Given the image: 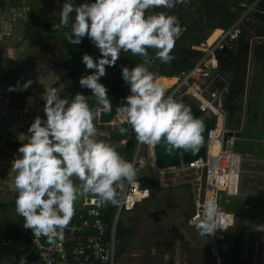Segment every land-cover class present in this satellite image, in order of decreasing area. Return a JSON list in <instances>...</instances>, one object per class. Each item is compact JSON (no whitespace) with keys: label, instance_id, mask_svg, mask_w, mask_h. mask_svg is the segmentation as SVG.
Returning <instances> with one entry per match:
<instances>
[{"label":"clouds","instance_id":"clouds-1","mask_svg":"<svg viewBox=\"0 0 264 264\" xmlns=\"http://www.w3.org/2000/svg\"><path fill=\"white\" fill-rule=\"evenodd\" d=\"M184 2L82 0L76 5L74 0H63L59 9V24L68 29L65 35L69 43L79 44L87 37L98 50L95 59L90 52L82 54V64L94 71L82 75L78 84L91 90L104 113L112 111L107 88L99 82L106 66H114L122 51L141 58V63L120 68L121 79L129 90L120 113L138 143L160 145L166 155L177 149L195 154L204 142V122L194 117L188 105L165 95L149 70L153 59L168 63L174 58L170 52L181 26L168 10ZM26 12L23 8L15 10L13 19L24 17ZM11 29V22L0 17V39L10 35ZM149 49L155 50L154 56L149 55ZM9 54V59H16L11 49ZM52 73L38 78L44 88L41 98L45 118L34 117L27 134H20L26 142L17 148L19 155L12 160L9 171L11 188L16 193L15 211L23 218V227L49 244H54L70 223L78 198L94 194L97 207L117 205L123 184H137L133 163L99 138L107 133L95 126L96 111L89 106L88 96L77 92L71 101L61 98L62 88L54 86L58 77ZM31 83V79L17 82L18 90L27 89ZM7 90L16 91L17 86L9 85ZM126 131L125 127L119 128L121 134ZM217 214L214 201L203 202L200 221L195 225L200 235L216 232ZM256 230L264 231V225H257Z\"/></svg>","mask_w":264,"mask_h":264},{"label":"built area","instance_id":"built-area-1","mask_svg":"<svg viewBox=\"0 0 264 264\" xmlns=\"http://www.w3.org/2000/svg\"><path fill=\"white\" fill-rule=\"evenodd\" d=\"M239 6L242 13L235 23L227 30H219V35L211 44L204 40L192 47L202 52V56L197 60H189L193 66L187 71H181L175 81L164 89L165 95H172L181 102H189V96L201 102V107L197 110L209 121L204 154L185 161L182 151H177V163L161 166L156 161L154 146L143 145L136 140L130 159L121 157L133 163L137 184H123L118 190L119 204L105 203L97 207L94 194H85L82 207L73 214L70 223L54 244H49L44 237L35 238L29 229V243L39 264H115L119 216L135 211L148 201L151 197L150 186L159 190L186 186L192 199V213L187 220L191 227H195L200 221L203 202L214 201L217 205L216 222L219 228L209 235L210 240L213 245L225 240L226 232L234 226L235 218L221 206L220 199L241 194L239 184L240 175L244 171L241 167L244 160L264 163V160L244 157L233 150L235 142L241 139L239 133L244 125L243 115L238 122V131L226 127L225 123L228 82L218 71L217 53L231 51L241 33L242 24L249 20V12L253 10L255 2L251 5L241 2ZM244 106L242 105V112ZM204 109H209L213 116L205 117L202 113ZM121 145H126V141H122ZM145 190H148L147 195ZM106 209H109L108 215L105 213ZM14 241L13 235L0 238V252ZM260 242L262 252L259 264H264V234Z\"/></svg>","mask_w":264,"mask_h":264},{"label":"crops","instance_id":"crops-1","mask_svg":"<svg viewBox=\"0 0 264 264\" xmlns=\"http://www.w3.org/2000/svg\"><path fill=\"white\" fill-rule=\"evenodd\" d=\"M2 1H3V6H1L0 8V17L8 19L12 24V29L10 35L4 37L3 39H0V238H6V236H4V234L6 233L9 234V236L7 237H10L13 235L11 233H13L14 231L15 233V235H13L15 236L14 244L17 241H20L21 244L18 245L16 248L14 247L9 248L11 244L6 246V248L2 252H0V264H2L3 262H9L14 260L20 262L21 264H24L23 262L24 258L27 256L29 252L33 251V249L29 243V231L28 229H25L23 227V224L20 221L21 216L18 213L16 215V217H18V224L13 221L14 213L16 212L15 211L16 193L11 188V177L9 175V171L11 168L12 160L19 155L17 153V148L20 146L21 143L26 142L21 140L20 134H27V129L31 124V122L33 121L34 117L40 116L42 119L45 118L44 113L42 111L43 99L41 98L44 92V88L40 83H38V78L45 76L49 72H53L52 74L58 77L54 86L62 88L60 92V96L61 98L67 99L66 88L69 85V79L80 76L82 72L83 73L85 72V75L90 74L94 70L85 68V66L81 62V56L82 54H84L83 49L82 48L79 49V44L69 43L65 35V31H68V29L67 28L64 29L63 26L59 24V9L63 3V0H2ZM78 1L79 0H74V4H76ZM22 8L27 9V12L24 14V17L13 19L15 10H19ZM187 28L189 29L187 30ZM187 28H184L183 31H185L188 34H192L195 32L194 30L196 27L190 26ZM210 34H208L204 38V40H206ZM88 41H89V48L87 50V54H89L91 48L92 49L95 48L93 52H90V55L95 59L99 55L98 50L90 42L89 39ZM250 41L251 39L249 40L246 48L245 62L240 73V79H241L240 86L237 89V90H241V92L238 93L234 89H231V84H232L231 80L233 78L232 71L225 73L219 72L221 76L224 79H226V81L228 82V88L225 94L226 96L225 105L227 108L225 123H226V127L228 128L233 127L232 123L227 120V116H231L229 114L236 112L239 115V120L242 115L244 117L245 113L248 115L251 114L250 107L253 100L252 89H255L256 81L258 78L254 79L253 83L251 84V87L250 85H248V83L246 84L245 81H247L246 77H248L247 74L250 68H253L252 69L253 73H254V69H256V67L252 66V58L250 52L252 50L254 55L255 48L257 45L261 44L260 43L261 41L253 44V46L252 44H250ZM75 46L78 49L76 48L73 49ZM9 49L12 50V54H14L16 58L15 60L9 59L10 58ZM117 62L118 64H115L114 67L106 66L105 75L99 79L102 78L110 79V75L116 73L120 75V68L123 67V65H121L118 59ZM182 71H187V70H182ZM176 76L174 77L158 76L157 78H155V82L160 86H163L164 84L171 85L175 81ZM29 79L32 80L31 85H29V87L23 91L18 90L17 82H19V84H23L25 81ZM9 85L17 86V90L8 91L7 88ZM249 95L251 96L250 102H249ZM68 100L71 101V99ZM242 105H245L244 112H242ZM99 110H103L101 105H98L96 109V116L94 119L95 126L97 127L98 130L107 133L106 136L99 137L100 139H104L113 145V141H112L113 135H111L112 131L117 126L119 128L122 125L127 126V130H128L127 135L124 137H120L118 139L119 143L117 141L118 148L115 149L116 151H119L121 142L127 141L129 139V135H130L129 126L127 122L122 119V115L120 117L119 113L114 117L115 119H113L109 123L99 122L98 120ZM254 112H256V116H258L259 113L258 109L253 111V113ZM237 123H238V119H237ZM131 148L133 153L134 142ZM254 173L264 175V171L263 172L254 171ZM180 188L187 189L186 186H182L173 189V191ZM240 193H241L240 195H247L253 197L260 196L264 199V193L263 194H256V193L246 194L242 192ZM161 196L164 197L166 195H163L160 191H156L155 194L152 196V199L150 198L148 201L145 202L146 206H139V210L142 209L143 211L147 209L148 211V208L150 209L151 206L149 207L147 205H149L151 202H153L152 203L153 205L154 202H157L159 199L162 198ZM79 200L80 198H78L74 202V204ZM83 201H84V195L79 208L76 209L74 206V213L82 207ZM189 206H191V210H192V201L190 202ZM221 206L225 209L222 203ZM238 209L239 212L245 211L241 208ZM191 210L190 212L188 210L186 211L184 210L185 213H187L186 218L190 217L192 213ZM226 211L229 212L228 210ZM186 218L185 220L187 221L188 218L187 219ZM237 221H241L244 223L248 222L246 220L235 219V223ZM263 221H264V216H263V220L259 221L258 224L262 225ZM240 230L243 231L242 229ZM263 234L264 231H262L258 239V242H260V238ZM207 236L210 239V236L209 235ZM183 239L184 238L182 236V239L179 240L183 241ZM234 243H235V246L233 247L234 252L233 253L231 252L229 258H227L226 264H235V262L237 261L238 264H249L251 261L255 262V264L260 263L259 255L262 252L261 242L259 243V250L256 255V260L254 255L253 258L250 256L248 245H246L245 242V233L240 238L235 239ZM241 243H245V245ZM14 244L12 246H14ZM118 245H119V240H117L116 243V254L118 251L117 250ZM215 245H214V250L208 252L209 260L208 262H206L207 264H217L213 260V256L218 255ZM123 251L120 253L123 254ZM151 252H154V250H151ZM161 254L163 255V259L165 261L164 264H180L181 259L178 258L177 260H175L174 263H171L166 252L162 251ZM129 256L131 258V257H137L138 255L128 254V257ZM194 256L195 257H192L194 263L197 261H201V259H199V256L196 255ZM115 260H116V255H115ZM181 261L185 263L184 260ZM36 262L37 264H39L37 259ZM218 263H219V259H218Z\"/></svg>","mask_w":264,"mask_h":264},{"label":"rangeland","instance_id":"rangeland-1","mask_svg":"<svg viewBox=\"0 0 264 264\" xmlns=\"http://www.w3.org/2000/svg\"><path fill=\"white\" fill-rule=\"evenodd\" d=\"M261 41V42H260ZM253 44L262 42L259 37H252L251 41ZM252 58V66L256 67L255 57L253 51L250 52ZM116 64V63H115ZM114 67V66H113ZM250 68L246 77L248 85L253 83L255 78L259 79L258 69L259 66L254 69V74ZM263 76H264V65ZM255 75V77H254ZM264 78V77H263ZM257 79V81H258ZM256 81V83H257ZM170 85V84H169ZM169 85L164 84L161 86L163 89L169 87ZM261 93L256 98L253 95V102L256 100L258 106V116H253V109L251 114H244V126L240 131V141L237 140L234 145V151L239 153L244 157H249L252 159H264V88H261ZM249 95V101H250ZM189 102L200 109L201 102L195 97H188ZM120 108V107H118ZM205 117L213 116L209 109L202 110ZM235 113L229 114L227 120L233 125L231 130L238 131L240 129L239 115ZM121 117V113H119ZM249 116V117H248ZM242 117V116H241ZM240 117V119H241ZM121 126V125H120ZM121 127L127 126L122 125ZM128 130L121 134L119 132V127H115L111 135H113V146L118 148L117 141L120 137L126 136ZM242 169L245 171L240 176L239 190L242 193H264V175H260L255 172L264 171V163L247 161L244 160L241 164ZM253 171V172H251ZM74 183L78 184V181L74 178ZM163 195H166L159 199L157 202H151L147 206H151L146 210H136L132 212L122 213L119 216L118 227L123 229L124 237L120 239L121 244L124 247L123 254L117 251L115 264H164L162 251L166 252L171 263H174L178 258L180 264H193L192 257L199 256L201 261H197L194 264H207L209 260L208 252L214 250V245L210 243L209 237L200 235L196 227H191L187 224L185 220L187 213L186 210L190 212L191 206H189L191 199V193L189 189H176V190H160ZM83 196L77 201L74 206L79 208ZM221 203L224 205L225 209L233 213L236 220H246L247 223L237 221L234 227L229 228L226 232V239L223 241H218L215 244L217 250V256H213V260L217 264H226L227 258H229L231 252L233 253V247L235 246L234 240L240 238L245 233V242L248 245L250 251V256L253 258L259 250L258 239L262 231H257L256 226L259 225L258 222L263 220L264 216V199L260 196L253 197L247 195H240L237 197H225L220 199ZM140 206H146V203ZM238 208L245 210L244 212H239ZM185 210V211H184ZM192 212V210H191ZM152 214V217L149 215ZM17 212L14 213V222L18 224V217H16ZM176 226L178 232L183 236V241L177 239L171 232V228ZM242 229L243 231H241ZM119 240V239H118ZM14 242L9 246V248H16L21 244L17 241L14 246ZM245 245V243H241ZM119 248V247H118ZM118 250V249H117ZM154 250V252H151ZM248 251V253H249ZM128 254L138 255L137 257H128ZM206 254V255H205ZM125 255V256H124ZM191 256V257H190ZM232 257V256H231ZM197 259V258H196ZM219 259V263H218ZM198 260V259H197ZM130 261V262H129ZM237 261V258H236ZM238 262V261H237ZM235 262V264H238ZM252 262V261H251ZM251 262L249 264H251ZM255 264V262H252Z\"/></svg>","mask_w":264,"mask_h":264},{"label":"trees","instance_id":"trees-1","mask_svg":"<svg viewBox=\"0 0 264 264\" xmlns=\"http://www.w3.org/2000/svg\"><path fill=\"white\" fill-rule=\"evenodd\" d=\"M81 2L82 0H79L76 5ZM241 2H244L247 5H251L255 2L253 10L249 12V20L242 24L241 33L237 40L233 43L232 50L228 52L219 51L217 53L219 72L225 73L232 71L233 78L231 80V89H234L238 93L241 92V90L237 89L240 86V73L245 62L248 42L252 37H259L262 42L264 41V0H186V2L180 3L173 9L168 10L170 14H174L178 18L181 26V32L176 38L174 47L170 52V55L174 57L170 62L162 63L158 59H153L152 64L149 66V70L154 74V78H157L158 76L174 77L182 70H189L193 66L189 60H197L202 56V52L192 49V46H198L204 41V38L213 31L206 39V42L211 44L216 39L217 34L220 33L218 29H229L241 16L242 9L239 6V3ZM1 6H3L2 0H0V8ZM158 10L159 9L154 11ZM190 26L196 27L194 33L188 34L183 31L184 28ZM188 29L189 28H187V30ZM257 46L254 51V57L256 67L259 66V79L256 83L255 89H252V96L254 95V98L260 95L262 92L261 88H264V76L262 74V67L264 65V43ZM75 48L78 49L76 46L73 49ZM81 48L84 53H87L89 48V41L87 37L81 39L79 49ZM148 52L150 56H154L155 50L149 49ZM118 60L121 65L129 68L137 63H141V58L138 55H133L130 52L123 51L120 53ZM116 64H118L117 61ZM82 75H85V72H82L80 76L76 78L69 79V85L66 88L67 99H72L74 95L79 92L88 96L87 102L89 106L96 111L99 104L95 98L92 97L91 90L81 88L78 84V80ZM99 82L107 88V95L108 99L111 101V106L116 108L121 107L123 98L129 94L128 87L122 81L121 76L116 73L110 75V79H99ZM217 85H219V83H217ZM257 108L258 106L256 100L254 102L252 101L250 109L255 111ZM253 116H256V112L253 113ZM135 141L136 137L134 135L133 142ZM117 152L120 156L130 159L132 155V148H126V145H120V150ZM150 188L151 196H153L156 191H160L154 186H150ZM108 212L109 209H106L105 213H107V215ZM20 221L24 224L22 217ZM123 232L124 230L117 226L116 237L117 240L119 239V252L124 250V247L120 242V239L124 237ZM171 232L176 238L182 239V235L178 233V229L176 227L173 226L171 228ZM11 234L15 235L14 231ZM4 236L7 237L9 234L6 233Z\"/></svg>","mask_w":264,"mask_h":264},{"label":"water","instance_id":"water-1","mask_svg":"<svg viewBox=\"0 0 264 264\" xmlns=\"http://www.w3.org/2000/svg\"><path fill=\"white\" fill-rule=\"evenodd\" d=\"M95 48L91 49L90 52H92ZM186 105H188L193 112V115L195 118H200L205 125V130L202 133V135L204 136V142L203 145L200 147L199 151L195 154H192L191 152H184L182 149H177L175 150L172 155H166L163 151V148L160 145L154 146L155 148V156H156V161L159 165L161 166H167V165H172L177 163L178 158L176 156V152L177 151H182L183 153V159L185 161H189L192 160L194 158H196L199 155H203L205 152V146H206V138H207V131L209 128V121L206 120L203 115L197 110V108L195 106H193L191 103L189 102H182ZM112 107V111H110L109 113H104L103 110H99L98 111V120L101 123H109L110 121H112L113 119H115L114 117L120 113V108H116L114 106ZM129 126V125H128ZM129 130H130V135H129V139L126 141V148H130L133 145V137H134V132L132 131L131 127L129 126ZM88 197V196H86ZM36 255L34 251H31L27 254V256L24 258V264H37L36 262ZM2 264H21L18 261H9V262H3Z\"/></svg>","mask_w":264,"mask_h":264},{"label":"flooded vegetation","instance_id":"flooded-vegetation-1","mask_svg":"<svg viewBox=\"0 0 264 264\" xmlns=\"http://www.w3.org/2000/svg\"><path fill=\"white\" fill-rule=\"evenodd\" d=\"M150 198L152 199V196ZM138 209H139V207L136 208V210H138ZM149 217H152V214H150Z\"/></svg>","mask_w":264,"mask_h":264},{"label":"bare ground","instance_id":"bare-ground-1","mask_svg":"<svg viewBox=\"0 0 264 264\" xmlns=\"http://www.w3.org/2000/svg\"><path fill=\"white\" fill-rule=\"evenodd\" d=\"M219 34H217V36H218Z\"/></svg>","mask_w":264,"mask_h":264}]
</instances>
